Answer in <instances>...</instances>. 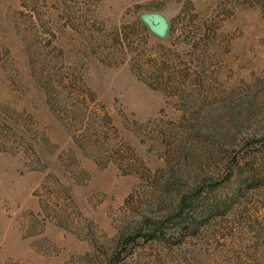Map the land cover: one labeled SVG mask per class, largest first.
Instances as JSON below:
<instances>
[{"label": "rangeland", "instance_id": "obj_1", "mask_svg": "<svg viewBox=\"0 0 264 264\" xmlns=\"http://www.w3.org/2000/svg\"><path fill=\"white\" fill-rule=\"evenodd\" d=\"M0 264H264V0H0Z\"/></svg>", "mask_w": 264, "mask_h": 264}, {"label": "water", "instance_id": "obj_2", "mask_svg": "<svg viewBox=\"0 0 264 264\" xmlns=\"http://www.w3.org/2000/svg\"><path fill=\"white\" fill-rule=\"evenodd\" d=\"M137 18L146 30L158 39H164L168 33L169 21L158 11H139Z\"/></svg>", "mask_w": 264, "mask_h": 264}]
</instances>
